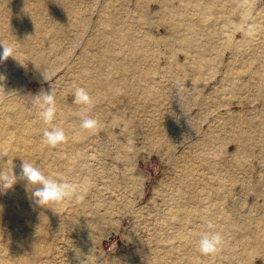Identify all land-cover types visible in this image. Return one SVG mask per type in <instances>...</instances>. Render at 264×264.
I'll list each match as a JSON object with an SVG mask.
<instances>
[{
    "label": "bare ground",
    "instance_id": "obj_1",
    "mask_svg": "<svg viewBox=\"0 0 264 264\" xmlns=\"http://www.w3.org/2000/svg\"><path fill=\"white\" fill-rule=\"evenodd\" d=\"M239 1L160 0V21L169 23L168 35L191 59L187 60L190 62L187 65L195 79L202 76L205 79L208 71L204 73V70L213 63L214 59L209 55V51L216 47L212 36L226 41L230 15L238 13L241 18L248 15L247 8L238 5ZM0 2H4L0 5V42L15 48V58L10 56L0 63V75L4 76L0 86L5 92L10 88L8 84L18 82L21 72L28 68H34L37 73L56 69L55 64L70 57L61 50L65 38L71 35V39L77 31L79 33L88 26L84 9L68 0ZM107 6L114 7L113 4ZM2 12L5 19L1 17ZM115 13L98 14V26L89 34L87 44L78 54L75 83L88 90L93 101L97 102L119 100L118 93L121 98L141 102L155 100L162 85L151 79L158 70L151 69L152 64L147 66L148 70L138 68L144 54L141 50L134 51L135 46L130 41V38L140 41L135 36H141L148 51L150 38L140 32L147 22L141 14H132L128 10L117 8ZM260 13L254 14L250 27L242 29L243 38L232 42V60L222 73L220 86L215 89L218 96L222 93L235 96L241 102L264 96V46L258 39V34L264 32V21L259 19ZM129 14L132 26L127 25ZM2 51L0 46V53ZM136 56L143 58L136 60ZM177 64L183 66L184 62ZM108 65H111L109 69ZM234 65L242 68L234 69ZM182 69L187 71L185 66ZM252 87L255 93L245 94ZM61 104H56L52 124L46 125L38 113L33 114L32 108H26L21 99L8 95L0 98V151L7 152V157L0 160V170L8 169L12 163L14 174H19L22 160H25L57 180L90 185L89 194L82 203L73 200L46 206L34 203L31 198L34 189L25 180L18 179L11 189L0 191V227L8 230L9 237L5 242L0 241V264H94L87 255L90 227L107 222L117 205L119 195L114 196L115 189L111 197L108 192V198L103 192L104 184L101 188L91 182L90 175L97 173L98 169L92 166L94 153L86 148V140L93 138L88 135L91 130L80 126L79 113L84 111V106L78 104L71 108ZM131 107L135 111L131 110V118L124 124L127 129L137 124L141 114L145 126L159 136L153 140L154 147L160 145V140L169 138L172 123L160 121L163 112L149 110L147 103ZM224 107L225 115H236L238 119L237 124L224 129L225 138L236 143V153L221 159L215 152V129H210L192 143L186 142L182 153L168 150L175 169L170 180L171 190H162L163 208L160 204L154 212L157 219L153 222L150 239L142 247L141 264H254L252 256H259L264 264V174L254 175L247 169L250 158L258 153L264 156V102L261 107L246 106L244 113L239 114L230 113V109ZM97 108L99 106L94 104L91 109ZM95 119L98 126H102V121ZM222 120L227 121L224 117ZM52 126L63 127L67 137L55 148L47 146L43 138L44 129ZM124 143L118 144L122 146ZM124 146L132 145L128 142ZM224 162L226 166L222 165ZM236 168L240 172H235ZM110 185L113 184L110 182ZM250 191H255V196L248 202L245 195ZM121 192L117 193L121 195ZM209 221L224 238L221 250L211 256L198 250V241ZM173 241L176 242L169 243Z\"/></svg>",
    "mask_w": 264,
    "mask_h": 264
},
{
    "label": "rangeland",
    "instance_id": "obj_2",
    "mask_svg": "<svg viewBox=\"0 0 264 264\" xmlns=\"http://www.w3.org/2000/svg\"><path fill=\"white\" fill-rule=\"evenodd\" d=\"M68 1L73 4L77 3L76 5L84 9V20L88 24L81 32L78 33L77 31L71 39L70 35L62 43L61 50L65 55H69L70 57H65V63L55 64L56 69L53 68L50 72L37 73L34 68H28L27 71H22L18 82L14 84L10 82L8 84V88H10L7 89L8 91L6 93L9 92L7 95L10 97L21 99V102L27 109L32 108L35 111L33 114L39 112V106L36 104V96L43 91L49 92L51 90L54 93L56 96L55 105L63 103L61 105L66 104V106L71 108L77 107L78 104L74 99L75 88L79 87V83L76 85L77 81L75 79L78 68L77 58L82 48L87 44L89 34L98 26L96 21L98 14L102 12V14L116 15L115 12L118 8L120 10H128L132 14H141V18L146 20L147 23L143 25L140 32H144L150 38L151 44L149 45V49L147 51L146 46L148 45H146V42L143 41L144 39L141 36H135L140 38V41H137L135 38H130L131 43L136 49L132 50L137 53L141 50L144 54V59L138 63L140 65L138 66L139 69L148 70L147 66L152 64L151 69L158 70L157 74L151 80L161 84L162 87L156 92L157 97L155 100H147L146 102L128 99L126 97L121 98L120 93H118L119 95L117 94L120 97L119 100L115 99L107 102L106 100H103V102H97L98 100L94 101V104L98 105L99 108L91 109L90 115L102 121V126L97 127L99 131L96 129V132L92 130L90 133L88 132V135L90 134L93 138L90 139L91 141L86 140L87 150L94 153L91 156L92 158L95 157L93 158V161H95L92 162V166L95 170L98 169L97 173L94 171L96 176L93 173L90 175L91 182L101 188L104 184L103 192H105V195L107 194L106 196L109 198V193L111 197L116 192L114 196L119 195L117 200L120 201H117V205L113 208L107 222L102 223L99 227H90V234L87 241V255L92 258L94 264H141L143 262V257L141 256L142 247L150 239L153 222L156 221L155 218L157 216L155 214L156 208L160 207V204L161 208H163L162 190L166 192H170L171 190L170 180L175 169L173 168L174 165L171 162L168 150L174 151L175 154L182 153V147H184L186 142L192 143L194 139L197 140L199 137L205 136L210 129H215V152L221 156V159L224 156L229 157L231 154L236 153L237 145L233 140L225 138V130L230 129L231 124H237L238 119L235 117L236 115H234L235 118L232 117L233 115H225L226 109L224 106L230 109L228 110L230 113L239 114L244 113L243 108L246 106L261 107L264 102V96L241 102L235 96L233 97L223 93V95L219 94V96L215 94V89L220 86L222 73L226 65L232 60V42L243 38L244 33L242 29L251 26L250 21L255 18L253 16L257 15V13L261 12L259 19L264 21V0H240L238 2L240 7L247 8L248 15L246 18H241L238 13H232L230 15V24L227 26L229 32H225L229 35L226 41L221 40L216 35L212 36V41L216 47L209 51V55L214 60L212 59L213 63L211 66L204 70V73L208 71V74L205 75L206 78L203 79L202 76L198 80L194 78L193 73L187 65L190 63L187 60L191 59L186 57L183 49L168 35L169 23L160 21L161 16H158L160 14L159 7L162 6L160 0ZM2 3L0 2V5ZM111 4L114 7L107 6ZM98 10L100 11L97 14ZM1 17L5 19V13ZM128 19L127 25L132 26L130 22L133 20L130 14ZM258 39L262 46H264V32L258 34ZM143 57L136 56V60ZM66 58L69 59L66 60ZM178 62H184L183 66L186 67L187 71H184L182 69L183 66L178 65ZM110 67L111 65L107 66L108 69ZM233 68L241 69L242 67L234 65ZM43 74L50 78L45 80ZM246 93L247 95L254 94L255 89L252 87ZM59 97H65L64 99L67 100L59 99ZM226 102L230 103L224 104ZM143 103L149 104L151 108L149 110L151 111L163 112L160 121L172 123L170 124L171 133L167 136L169 138L160 140V145H156L155 147L153 140L159 136L157 132L150 131L151 129L145 126V120L141 117V114L138 116L137 124L131 127V129H127L124 125L131 118V110L135 111L131 106H135V104L141 105ZM220 117L226 118L227 121L223 122ZM124 119L125 121H123ZM146 122L149 123V121ZM159 123L161 124V122ZM104 127L105 129L103 130ZM105 132L106 135L104 134ZM110 132L111 134L114 133L113 135L115 137ZM110 136L111 138H108ZM113 137L117 140L119 138L122 141L118 140L119 144L126 142L122 146L128 142L132 146L122 147ZM98 144L100 145L99 147ZM256 156L250 158V165L247 166V169L249 173L261 176L264 174V156L260 153ZM222 165L226 166L227 164L224 162ZM235 172H240V169L236 168ZM102 176L104 178H101ZM109 181L113 185H110ZM113 189H115V192ZM117 192H121V195L123 193L125 194L122 197ZM254 196L255 191H250L245 195L248 202L252 201ZM259 199L262 200L261 196ZM8 239V230L0 227V241L5 242ZM174 242L176 241L169 243ZM252 259H254L252 260L254 264L263 263L262 258L259 256H252Z\"/></svg>",
    "mask_w": 264,
    "mask_h": 264
},
{
    "label": "clouds",
    "instance_id": "obj_3",
    "mask_svg": "<svg viewBox=\"0 0 264 264\" xmlns=\"http://www.w3.org/2000/svg\"><path fill=\"white\" fill-rule=\"evenodd\" d=\"M3 51L0 53V63L8 57L15 58V48L9 44L0 42ZM44 79L48 80L50 77ZM4 76L0 75V80ZM2 86H0V98L6 96ZM75 102L84 106V111L79 113L81 119V128L95 131L98 126V121L89 115L94 101L88 90L83 87H76L74 92ZM36 104L39 106L38 115L46 125H51L56 115L55 95L50 90L42 92L36 96ZM44 143L47 146L55 148L67 139L65 130L61 126H52L45 128L43 131ZM7 157L6 151H0V160ZM21 171L19 174H14L13 164L6 170H0V191L11 189L18 179L25 180L28 185H32L34 189L31 192V198L35 204L46 206L49 204H61L65 202L75 201L82 203L90 190V185L82 186L78 183L61 181L46 175L41 168L34 165L32 162L22 160L20 165ZM209 211L210 210H206ZM224 238L221 231L209 221L207 229L201 234L198 241V250L203 255H215L223 246Z\"/></svg>",
    "mask_w": 264,
    "mask_h": 264
}]
</instances>
